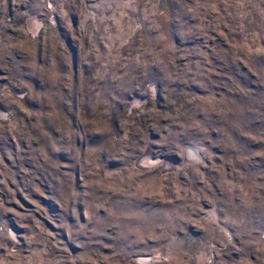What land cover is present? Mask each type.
I'll return each mask as SVG.
<instances>
[{
  "label": "rangeland",
  "instance_id": "1",
  "mask_svg": "<svg viewBox=\"0 0 264 264\" xmlns=\"http://www.w3.org/2000/svg\"><path fill=\"white\" fill-rule=\"evenodd\" d=\"M0 264H264V0H0Z\"/></svg>",
  "mask_w": 264,
  "mask_h": 264
},
{
  "label": "bare ground",
  "instance_id": "2",
  "mask_svg": "<svg viewBox=\"0 0 264 264\" xmlns=\"http://www.w3.org/2000/svg\"><path fill=\"white\" fill-rule=\"evenodd\" d=\"M142 259H143V258H142ZM142 259H141V260H142Z\"/></svg>",
  "mask_w": 264,
  "mask_h": 264
}]
</instances>
